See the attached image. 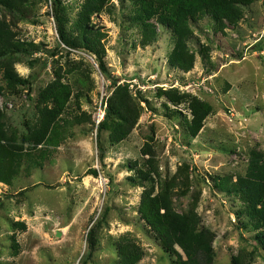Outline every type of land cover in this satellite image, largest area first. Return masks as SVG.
Listing matches in <instances>:
<instances>
[{
  "label": "rangeland",
  "instance_id": "obj_1",
  "mask_svg": "<svg viewBox=\"0 0 264 264\" xmlns=\"http://www.w3.org/2000/svg\"><path fill=\"white\" fill-rule=\"evenodd\" d=\"M55 1L29 0L14 15L2 12L28 43L10 58L26 85L9 88L0 71V113L8 133L22 142L34 132L51 85L69 86L70 96L60 116L69 122L66 140L43 168L0 182V264H120L130 244L145 253L139 264H175L178 255L163 250L141 213L147 192L157 196L168 186L175 212L194 210L201 231L214 234L215 264L238 256L264 264L259 230L233 188L248 174L253 154L264 156V0L243 7L242 20L224 29L209 17L193 25L189 51L196 61L187 73L169 63L174 39L168 28L151 21L157 41L144 48L142 24L133 21L140 3L112 0L91 21L100 29L111 76L91 53L63 43ZM84 2L59 0L69 38L79 36ZM120 88L128 90L138 119L126 140L112 144L111 128L121 121L114 119L101 134L99 126ZM168 96L183 101L176 105ZM194 101L211 108L197 138L188 129ZM148 160L159 176L140 185L136 170Z\"/></svg>",
  "mask_w": 264,
  "mask_h": 264
},
{
  "label": "trees",
  "instance_id": "obj_2",
  "mask_svg": "<svg viewBox=\"0 0 264 264\" xmlns=\"http://www.w3.org/2000/svg\"><path fill=\"white\" fill-rule=\"evenodd\" d=\"M29 0H0V71L9 88L24 86L26 82L15 71L11 56L17 54L28 46L21 42L2 12L15 14L20 8L27 5ZM139 6L133 21L142 24L143 44L145 48L157 40L156 27L151 21L168 28L174 39V50L169 58L172 67L184 72H190L195 65V56L189 51V43L194 38L193 25L206 17L216 21L223 29L227 25H234L242 20V8L249 7L254 0H132ZM54 17L57 29L63 43L72 49L88 51L99 62L104 74L108 69L103 61L100 47V29L92 25V18L110 7L112 0H85L82 5L76 28L79 36L69 38L65 30L61 15L59 0L55 1ZM204 59L208 53L201 50ZM108 76H111L108 74ZM4 88L0 86V93ZM70 88L59 83L51 85L43 99V108L40 112L39 124L34 132L22 142L8 133L3 116L0 113V182L10 183L26 169L43 168L45 162L51 157L52 149H56L66 140V128L69 122H63L60 117L69 101ZM169 100L180 105L183 100L168 96ZM49 100L51 103H49ZM130 96L126 88H120L106 110V119L99 126V134L107 128L114 119L120 120L121 125L111 128L110 142L119 144L126 140L133 127L134 112L130 107ZM52 105V107H50ZM192 120L188 123L189 134L197 138L204 122L211 112V108L197 101L191 104ZM113 119V120H112ZM63 122V123H62ZM26 143L29 144L25 148ZM98 147L101 158L104 150L101 146L100 136ZM145 169L136 170V179L140 185H152L159 176L153 160H148ZM137 164V163H136ZM97 176V172H91ZM168 186V185H167ZM233 188L247 203L249 222L259 230V239L264 247V156L255 153L252 156L249 172L234 183ZM153 191L147 192L142 205L141 213L150 229L161 242L163 250L168 254H177L175 264H215V250L213 233L201 231V220L194 211L179 214L174 210L172 189L170 186L157 196ZM25 229L24 224H19ZM90 242L93 244V232ZM17 248V245H16ZM182 251L180 255L175 249ZM145 253L137 245H127L121 253L120 264H139ZM231 264H248L243 256L234 257Z\"/></svg>",
  "mask_w": 264,
  "mask_h": 264
}]
</instances>
